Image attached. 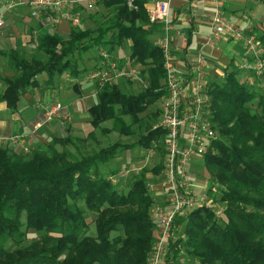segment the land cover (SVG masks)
<instances>
[{
  "label": "trees",
  "instance_id": "trees-1",
  "mask_svg": "<svg viewBox=\"0 0 264 264\" xmlns=\"http://www.w3.org/2000/svg\"><path fill=\"white\" fill-rule=\"evenodd\" d=\"M146 2L134 0L129 9L124 0H102L110 15L95 30L79 24L63 36L48 26L35 41L45 60H28L18 50L1 52L12 74L0 78V104L16 111L20 97L38 87L41 74L47 75V86L63 73L78 80L86 70L78 68V61L95 49L89 77L103 46L119 67L140 65L148 86L131 94L112 80L102 87L96 83L97 102L87 109L90 123L99 127L111 121L113 131L130 135L124 117L136 120L165 94L163 55L153 44L161 27L150 21ZM40 22L46 25L48 17ZM258 39L264 44V30ZM127 42V59L112 56L113 48ZM241 73L227 72L222 84L208 80L207 89L219 137L202 162L210 181L225 187L220 192L226 211L221 219L206 209L178 216L175 223L183 225L185 239L170 244L165 264H172L181 245L200 264H264V88L254 79L256 89ZM156 136L157 129L149 128L135 146L146 149ZM68 140L52 138L30 157L0 146V264H146L155 236L150 210L156 198L147 185L154 180L134 179L122 192L100 168L115 157L118 144L69 161L56 149ZM161 168L152 172L157 175ZM79 202L95 216V235L88 234L86 211ZM24 228L40 233L38 243L23 246ZM119 230L121 235L111 236Z\"/></svg>",
  "mask_w": 264,
  "mask_h": 264
},
{
  "label": "built area",
  "instance_id": "built-area-1",
  "mask_svg": "<svg viewBox=\"0 0 264 264\" xmlns=\"http://www.w3.org/2000/svg\"><path fill=\"white\" fill-rule=\"evenodd\" d=\"M102 0H17L5 5L4 11L17 6H27L31 18L41 21L48 17L46 26L56 27L60 22L78 26L81 22V10L93 8ZM129 9H133L134 0H124ZM171 0H147L146 8L150 21L160 25V35L153 44L163 55L165 71L164 96L161 101L160 128L165 134V151L162 169L159 173V185L163 198L150 210L154 223L155 236L146 264H165L170 244L177 239L175 220L198 209L210 211L216 219L224 216L225 210L211 196L212 187L206 181H199L192 176L190 167L195 161L201 162L212 149L213 142L219 133L213 120L211 96L208 94V81L205 80V69L209 66L204 57L198 58L194 65L196 85L190 91L184 78L177 72L172 54L173 44L181 33L174 29L169 21ZM4 13L0 14V29L4 26ZM208 46H214L223 37L243 44L244 59L238 70L257 80L264 88V44L255 34L245 36L239 26L232 23L220 5L209 16ZM99 64L88 79L94 80L102 87L113 78L132 80L137 78L135 68L119 67L111 59L105 48L98 49ZM54 120L69 121L70 116L63 112L60 103L48 106L44 110L43 120L33 128L41 129ZM150 155H153L151 152ZM151 192L155 184H148ZM216 188V187H214ZM217 189V188H216Z\"/></svg>",
  "mask_w": 264,
  "mask_h": 264
},
{
  "label": "crops",
  "instance_id": "crops-1",
  "mask_svg": "<svg viewBox=\"0 0 264 264\" xmlns=\"http://www.w3.org/2000/svg\"><path fill=\"white\" fill-rule=\"evenodd\" d=\"M10 1L17 0H0V14L4 13V26L0 29V68L2 69L5 68L6 57L1 52L19 51L23 47L33 46L36 39L50 28L39 20L31 18L29 8L25 5L4 11L5 5ZM216 4L220 5L232 23L241 28L245 36L249 34L259 36L264 30V0H171L169 21L174 29L181 33L173 44L172 54L176 70L184 78L190 91H194L196 85L193 69L198 58L204 57L209 64L205 69L206 83L209 79L220 80L227 72L238 69V65L244 59L243 44L228 37H223L214 46L206 44L210 31L209 16L215 10ZM55 29L66 36L70 25L67 22H60ZM159 35L160 33L154 34L153 40ZM92 63L93 61L89 66ZM4 76H10L9 72L4 73L0 78ZM66 77L69 79L68 75ZM37 80L38 87L20 97L15 112L9 111L4 103L0 104V114H6L5 117H0L2 142L0 146L14 150L16 153L24 147L25 142L26 146L32 143L38 146L43 140L44 133L53 134L62 130V125L57 120L53 124L50 123L44 131H39L43 128L35 131L33 128L37 122L43 120L44 110L48 105L43 110L41 103L50 88L55 99L58 100L55 103L61 104L63 112L68 114L75 122L74 125L78 127H81V119L90 121L89 114L87 116L84 112L97 102L96 86L92 82L80 84L79 80L75 79L72 83V94L67 96L62 92L56 79L46 87L42 86L46 82L45 78L40 81L38 76ZM3 88L0 80V92ZM154 190L155 197L160 202L163 198L161 186L155 184Z\"/></svg>",
  "mask_w": 264,
  "mask_h": 264
},
{
  "label": "rangeland",
  "instance_id": "rangeland-1",
  "mask_svg": "<svg viewBox=\"0 0 264 264\" xmlns=\"http://www.w3.org/2000/svg\"><path fill=\"white\" fill-rule=\"evenodd\" d=\"M110 15V12L102 7V3H97L96 6L93 8H83L81 10V23L80 28L82 29H91L95 30L97 26L101 25L100 23H104ZM71 27V26H70ZM71 28L69 29V31ZM103 46L99 47L102 48ZM105 48V47H103ZM106 49V48H105ZM129 45L128 42L122 44L120 48H113L111 54L115 58H125L129 55ZM21 56L24 58L30 60L32 58H38L45 60V56L38 53L37 51V44L36 42L33 43V46L29 47H23L19 50ZM96 50L92 49L88 55L83 59V61L80 59L78 61V68L80 70H84L86 68V73L84 71L83 74H81L78 77V80L80 84H85L86 82H92L96 86V82L94 80L88 79V72H91L93 69L91 68L93 64L95 63V54ZM93 54V55H92ZM127 59V58H125ZM93 63L89 66V63ZM7 58L5 59V68H0V76H2L4 73H8L11 75L12 70L9 69L7 66ZM122 67L125 68L123 65ZM132 68H135L137 70V78L132 80H127L123 78H113L112 81L109 83L116 84L121 91L131 94H137L138 92L142 91L148 86V83L145 78L147 76L145 75V71L140 65H132ZM241 72V71H240ZM69 73V72H68ZM226 75V74H225ZM221 78L219 80L217 79H209L210 82H218L219 84H222L224 82V78ZM241 76L243 73L240 74ZM245 75V76H244ZM243 80L247 83H251L250 85H256V82L254 79L248 75L244 74ZM40 81H42L44 78L47 80L46 74L39 75ZM87 78V79H86ZM55 79L59 83L62 92L64 95H70L72 94V83H74V80L69 77V79L66 77V74L63 73L60 76H56ZM165 85V83H164ZM42 86H47V84H43ZM255 87V86H254ZM258 89L257 87H255ZM164 90V89H163ZM260 90V89H259ZM261 93L263 91L261 90ZM264 94V93H263ZM163 98V97H162ZM96 101V100H95ZM161 100H159L156 104L150 106L147 108V110L140 114L136 120L132 119L129 116L124 117L125 123L130 128V135L125 136L123 134H120L118 131H113L112 128V122H106L100 125L99 127H93L90 123V121H86L85 119H81V127H78L71 119L69 121H61L57 120L61 123L62 130L60 132L56 133H44L43 134V140L40 141L38 146H34V144H29L26 146V142L24 147L17 152V154H23L25 157H30L33 152H37L41 150L42 148H45V146L52 140V138H55L57 140L62 139L67 141V144H61L57 145L56 149L59 152H65L68 155L69 161H75L78 160L81 156L85 155H91L93 153L98 152L100 149L107 148L109 146H113L114 144L119 145V149L117 150V153L113 159L110 161L100 165L101 171L106 175V177L113 179L116 183V187L118 190L122 192H126L128 188L130 187V184L133 182L134 179H146L148 180L147 183H150L149 181H153L152 184H159L158 176L155 175L152 172V169L156 166L161 165L163 162V156L165 151V134L160 128V122H161V114H160V108H161ZM55 102H58L57 99H55V96L52 94V89L50 88V91L45 94L43 97L41 106H50L51 104H55ZM256 102V101H255ZM47 108V107H46ZM252 112H255V108L251 107ZM15 112V111H14ZM85 115L88 116L87 111L84 112ZM160 114V115H159ZM6 114H0V117H5ZM53 122H56V120L49 122L43 126L41 130L44 131L49 127V124ZM149 128L157 129V136L155 140H152L149 146L144 149L140 146H135L137 141L145 136L147 134V130ZM0 141V145H1ZM153 153V155H150V153ZM203 160L201 162L195 161L194 164L190 167V172L192 173V176L197 177L199 181H207L210 188L212 187V192H209V196L213 197L218 204L226 211L227 208V202L221 198V192L225 191V187L221 186L217 181L212 182L209 179L208 172L203 167ZM162 169V168H161ZM161 171V170H160ZM160 189V187L156 186ZM216 187V188H214ZM156 188V189H157ZM151 194L155 197L154 192H151ZM155 199V203H159L158 199ZM79 207L85 209V206L82 202L78 203ZM225 213V212H224ZM87 223H88V234L89 235H95V229H94V214L86 211L85 213ZM21 221L24 225L25 223V216L22 215ZM25 229V228H24ZM183 225L181 223H176V231L174 234V237L178 239L181 237L182 239H185L184 233H182ZM26 233V239L24 242V247H29L32 245V243L37 242L40 237V233L25 229ZM121 230L114 232L111 234L112 237H115L117 235H121ZM42 242V241H40ZM39 242V243H40ZM13 246L9 247V249H12ZM180 252L178 255H176L175 260L172 262V264H200L199 261L196 258H193L189 254L186 253L183 246L181 245L179 247ZM167 260V257H166Z\"/></svg>",
  "mask_w": 264,
  "mask_h": 264
}]
</instances>
